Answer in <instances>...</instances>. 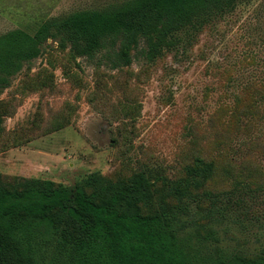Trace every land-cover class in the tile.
I'll return each mask as SVG.
<instances>
[{"label":"rangeland","instance_id":"374dc122","mask_svg":"<svg viewBox=\"0 0 264 264\" xmlns=\"http://www.w3.org/2000/svg\"><path fill=\"white\" fill-rule=\"evenodd\" d=\"M124 1L0 0V35ZM210 18L153 58L146 37L109 34L87 54L52 28L0 82V187L51 180L122 211L163 206L182 232L264 253V0Z\"/></svg>","mask_w":264,"mask_h":264},{"label":"trees","instance_id":"16d2710c","mask_svg":"<svg viewBox=\"0 0 264 264\" xmlns=\"http://www.w3.org/2000/svg\"><path fill=\"white\" fill-rule=\"evenodd\" d=\"M235 3L126 0L45 21L34 35L13 30L0 35V82L39 54L52 28L67 32L77 50L87 54L109 34L146 37L153 58L184 31ZM142 183L137 178L135 188ZM118 204V197L99 202L82 187L51 180L0 187V264H264V253H234L212 230L208 236L180 231L163 206L143 213L122 211Z\"/></svg>","mask_w":264,"mask_h":264}]
</instances>
